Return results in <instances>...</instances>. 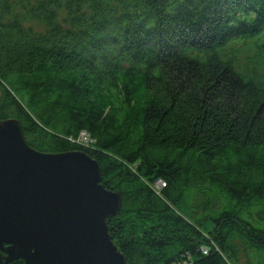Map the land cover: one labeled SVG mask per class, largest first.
Segmentation results:
<instances>
[{
    "label": "trees",
    "instance_id": "1",
    "mask_svg": "<svg viewBox=\"0 0 264 264\" xmlns=\"http://www.w3.org/2000/svg\"><path fill=\"white\" fill-rule=\"evenodd\" d=\"M9 118L99 162L128 264H264V0H0Z\"/></svg>",
    "mask_w": 264,
    "mask_h": 264
},
{
    "label": "water",
    "instance_id": "2",
    "mask_svg": "<svg viewBox=\"0 0 264 264\" xmlns=\"http://www.w3.org/2000/svg\"><path fill=\"white\" fill-rule=\"evenodd\" d=\"M82 150L33 148L17 118L0 120V264H128L108 219L123 198Z\"/></svg>",
    "mask_w": 264,
    "mask_h": 264
},
{
    "label": "built area",
    "instance_id": "3",
    "mask_svg": "<svg viewBox=\"0 0 264 264\" xmlns=\"http://www.w3.org/2000/svg\"><path fill=\"white\" fill-rule=\"evenodd\" d=\"M76 141L83 144V145L89 146V145L93 144L94 138L91 136V134L88 131L83 130L80 132V135ZM174 264H181V259L179 261L175 262Z\"/></svg>",
    "mask_w": 264,
    "mask_h": 264
},
{
    "label": "rangeland",
    "instance_id": "4",
    "mask_svg": "<svg viewBox=\"0 0 264 264\" xmlns=\"http://www.w3.org/2000/svg\"><path fill=\"white\" fill-rule=\"evenodd\" d=\"M240 248H241V254H240L241 263L246 264L249 259L246 255V252L242 249V246H240Z\"/></svg>",
    "mask_w": 264,
    "mask_h": 264
}]
</instances>
